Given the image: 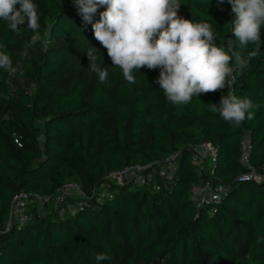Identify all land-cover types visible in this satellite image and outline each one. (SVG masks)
<instances>
[{
  "label": "trees",
  "instance_id": "trees-1",
  "mask_svg": "<svg viewBox=\"0 0 264 264\" xmlns=\"http://www.w3.org/2000/svg\"><path fill=\"white\" fill-rule=\"evenodd\" d=\"M33 3L46 47H27L32 31L23 25L17 35L0 19V50L18 66L16 73L0 69V228L17 192L54 196L74 181L91 194L111 171L181 155L174 181L160 190L112 183L107 198L79 205L73 215H60L53 202L46 213L33 208L31 221L0 234V264H98L101 253L111 259L99 264H264V179L238 180L248 171L244 142L248 164L264 173V25L260 52L244 68L233 59L224 89L175 105L156 83L160 69H134L135 82L125 80L74 0ZM179 3L177 14L209 23L214 43L229 54L247 59L255 50L252 43L238 47L228 0ZM105 9L98 7L93 23ZM90 47L108 71L105 83L88 67ZM9 75L21 86L12 89ZM232 95L257 105L239 126L206 105ZM203 142L216 146L217 157L212 172L200 175L192 147ZM202 178L226 187L218 202L191 198Z\"/></svg>",
  "mask_w": 264,
  "mask_h": 264
},
{
  "label": "clouds",
  "instance_id": "clouds-1",
  "mask_svg": "<svg viewBox=\"0 0 264 264\" xmlns=\"http://www.w3.org/2000/svg\"><path fill=\"white\" fill-rule=\"evenodd\" d=\"M78 13L86 24H92L94 38L107 50L112 65L122 70L125 80L134 83V69L147 67L160 69L156 83L167 99L175 105H187L193 96L224 89L234 69L247 67L250 58L260 52L261 25H264V0H228L235 14L232 34L243 49L249 43L256 45L249 58L240 51L231 54L224 46L214 43L211 25L207 22H193L179 16V0H74ZM222 5L224 0H217ZM19 5V8L16 6ZM106 6L100 19L93 23L98 7ZM223 10V9H221ZM0 19L8 22V30L20 35L21 26L32 31L27 44L47 46L40 34L37 6L33 0H0ZM0 45V48H3ZM98 49L87 51L88 67L97 73L98 81L107 82L108 71L101 69L97 60ZM0 69L16 73L6 51L0 50ZM207 109L219 113L225 122L239 126L246 118H253L257 107L248 98L235 95L221 97L217 103H207ZM247 114V117H246ZM106 253L96 256L100 261L110 260Z\"/></svg>",
  "mask_w": 264,
  "mask_h": 264
},
{
  "label": "built area",
  "instance_id": "built-area-1",
  "mask_svg": "<svg viewBox=\"0 0 264 264\" xmlns=\"http://www.w3.org/2000/svg\"><path fill=\"white\" fill-rule=\"evenodd\" d=\"M242 162L248 166V171L241 174L238 180H262L264 173L257 172L248 164L247 142L242 144ZM194 164L199 174L205 171L212 172V166L217 157V148L211 142H203L192 147ZM181 152L175 151L161 159L150 161L148 163L132 162L120 169L111 171L106 176L100 186H98L91 194H88L77 182H67L59 188L56 195L31 193L26 191L17 192L13 195L10 203V218L0 228V234L8 231L13 226H21L29 222L33 218V208L38 210V206H47L51 202L54 203L57 212L60 215H73L79 205L95 201L102 202L110 195V185L130 183L135 186L160 190L163 186L172 184L176 177L179 158ZM109 189V192H108ZM226 191V187L220 182H213L210 179H200V182L192 184L190 187L191 198L198 205L213 202L216 203L221 199L222 194ZM74 198V199H70ZM38 204V206H37Z\"/></svg>",
  "mask_w": 264,
  "mask_h": 264
},
{
  "label": "rangeland",
  "instance_id": "rangeland-1",
  "mask_svg": "<svg viewBox=\"0 0 264 264\" xmlns=\"http://www.w3.org/2000/svg\"><path fill=\"white\" fill-rule=\"evenodd\" d=\"M21 80L22 79H16V78H14L13 75H9V77L6 80V83H8V85L12 89H14V88H17L18 86H21V84H22V81ZM29 87H31V86H29ZM108 192H109V189H108ZM70 199H74V198H70ZM37 206H38V204H37ZM37 208H38V210H40V211H42L44 213H46L48 211V209L46 208V206L44 207L41 204Z\"/></svg>",
  "mask_w": 264,
  "mask_h": 264
}]
</instances>
